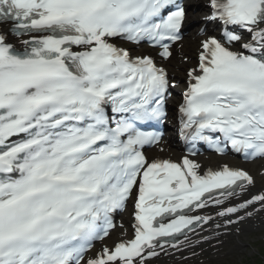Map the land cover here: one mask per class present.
Masks as SVG:
<instances>
[{"label":"snow or ice","instance_id":"snow-or-ice-1","mask_svg":"<svg viewBox=\"0 0 264 264\" xmlns=\"http://www.w3.org/2000/svg\"><path fill=\"white\" fill-rule=\"evenodd\" d=\"M203 8L191 56L186 0H0V264L190 261L264 216V165L195 159L264 161V0Z\"/></svg>","mask_w":264,"mask_h":264},{"label":"rangeland","instance_id":"rangeland-1","mask_svg":"<svg viewBox=\"0 0 264 264\" xmlns=\"http://www.w3.org/2000/svg\"><path fill=\"white\" fill-rule=\"evenodd\" d=\"M264 232V231H261ZM245 245L242 247H237L231 243L226 244L224 247L220 248L217 253L209 252L207 255H200L206 259V264H254L253 256L255 254V248L247 243L246 238H242ZM200 256L189 261H199Z\"/></svg>","mask_w":264,"mask_h":264},{"label":"bare ground","instance_id":"bare-ground-1","mask_svg":"<svg viewBox=\"0 0 264 264\" xmlns=\"http://www.w3.org/2000/svg\"><path fill=\"white\" fill-rule=\"evenodd\" d=\"M191 4H193V3H191ZM191 13H192V11H191ZM185 46H187V44H185ZM255 222V221H260L261 223H262V221H263V217H257V219H254V220H249V224H247L245 227H244V230L248 227V226H250L251 225V222ZM234 228H235V226H234ZM233 231H235V229H233ZM233 234V233H232Z\"/></svg>","mask_w":264,"mask_h":264}]
</instances>
